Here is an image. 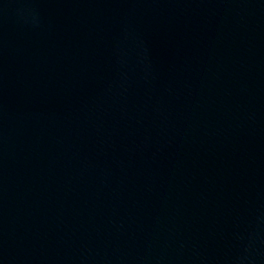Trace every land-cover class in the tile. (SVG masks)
Listing matches in <instances>:
<instances>
[{
    "label": "water",
    "instance_id": "water-1",
    "mask_svg": "<svg viewBox=\"0 0 264 264\" xmlns=\"http://www.w3.org/2000/svg\"><path fill=\"white\" fill-rule=\"evenodd\" d=\"M0 264H264V0H0Z\"/></svg>",
    "mask_w": 264,
    "mask_h": 264
}]
</instances>
